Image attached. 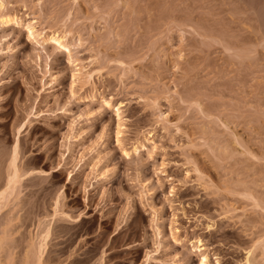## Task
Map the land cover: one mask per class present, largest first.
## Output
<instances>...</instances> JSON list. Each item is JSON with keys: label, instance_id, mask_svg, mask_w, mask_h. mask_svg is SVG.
Here are the masks:
<instances>
[{"label": "rangeland", "instance_id": "obj_1", "mask_svg": "<svg viewBox=\"0 0 264 264\" xmlns=\"http://www.w3.org/2000/svg\"><path fill=\"white\" fill-rule=\"evenodd\" d=\"M5 1L17 22L0 26V193L14 150L21 178L0 209V264H264L261 48L255 63L224 39L170 38L149 0Z\"/></svg>", "mask_w": 264, "mask_h": 264}, {"label": "bare ground", "instance_id": "obj_2", "mask_svg": "<svg viewBox=\"0 0 264 264\" xmlns=\"http://www.w3.org/2000/svg\"><path fill=\"white\" fill-rule=\"evenodd\" d=\"M128 1V0H127ZM136 1H139L140 3L141 2H144L145 3V0L144 1H140V0H136ZM136 1L134 0V2H132V3H134V5L136 4H139V3H136ZM105 2V1H104ZM119 2V1H118ZM124 2V1H123ZM126 2V1H125ZM147 2V1H146ZM111 3H113V2H111ZM128 3H129V1H128ZM148 4H147V7L146 8H149L150 9V13H148V9H146V8H144V10L143 11H145V9H146V13H148V15L149 14H151L152 15V12L151 11H161L162 13H160V14H162L163 15V13H164V17L162 16V15H160V17L162 16V18L160 19H158V20H160V21H164V23H165V20L167 21L165 24L167 25V26H165V27H163V28H165L164 30H163V32H165L166 33V36H167V33H168V35L173 31V30H175L176 28L180 31V33H181V35H182V37H183V39L184 40H186V39H191V42L194 40V39H196L195 40V42L197 41V39L198 40H201V41H199L201 44H203V45H208V47L207 46H204L205 48L207 47V48H209V49H211L210 48V46H209V44H210V42H211V45L213 46L214 44H217L216 46L217 47H219V45L221 44L220 42H219V45H218V41H217V43L215 42V40H217V39H224L223 40V42L225 43H223L224 45V49H226L227 48V46H228V48L227 49H229V51H230V48H231V50H235V49H237V48H240L239 50H241L242 48H243V50H246V51H255V50H257V48H261V50L260 49H258V54H259V50L262 52H260L262 55H263V59L262 60H264V0H149L148 2H147ZM118 4V3H117ZM119 4H120V2H119ZM123 4V3H122ZM110 5V4H109ZM114 5V4H113ZM112 5V6H113ZM136 5H135V7H136ZM145 5H146V3H145ZM145 5H144V7H145ZM132 6H133V4H132ZM131 6V7H132ZM117 7V6H116ZM120 7V6H119ZM137 8H139V6L137 7ZM137 8H135V11H136V9ZM110 9V8H109ZM117 9V8H116ZM132 9H134L133 7L130 9V10H132ZM140 9H142V7L141 8H139V11H140ZM199 9H201V10H199ZM202 9L204 10V9H208V10H213L214 12H213V14L211 15V16H209V15H207L208 13L206 12V10H204V12L206 13V14H204L203 12H202V14H204L203 16L202 15H197V16H194V14H196L195 12H198V11H202ZM9 10H10V8L8 9V3L5 1V0H0V26H5V25H10V23H14V21H15V18L13 17H11L10 16V12H9ZM142 11V12H143ZM219 11V12H218ZM114 12V11H113ZM116 12V11H115ZM132 13L134 12V10H132L131 11ZM137 12V11H136ZM209 12V11H208ZM217 12V13H216ZM233 13L234 15L233 16H231L230 18L228 17V19L226 18V20H224L225 19V14L226 13ZM129 13H130V11H129ZM131 13V14H132ZM138 13V12H137ZM180 13V14H179ZM201 13V12H200ZM200 13H198V14H200ZM214 13H216V14H214ZM224 13V15H222ZM130 14V15H131ZM139 14V13H138ZM143 14V13H142ZM182 14V15H181ZM133 15V14H132ZM135 15V14H134ZM137 15V14H136ZM144 15V14H143ZM154 15H155V12H154ZM221 15V16H220ZM138 16H141V14L140 15H138ZM137 16V17H138ZM153 16V15H152ZM152 16H150V18L149 19H146V20H148L146 23H148L149 21L150 22H152L153 20H152ZM159 16V15H158ZM157 15H156V17H158ZM204 16H209V17H204ZM219 16V17H218ZM225 16V17H224ZM124 17V16H123ZM211 17V18H210ZM216 17V18H215ZM220 17H222L223 19H220ZM129 18V17H128ZM144 18V17H143ZM154 18V17H153ZM125 19H127V18H125ZM135 19H138V21H140V18L138 17V18H134V21H135ZM164 19V20H163ZM143 20V19H142ZM141 20V21H142ZM156 20V19H155ZM144 21V20H143ZM157 21V20H156ZM156 21H153V22H156ZM15 22H17V21H15ZM132 22V21H131ZM149 22V24H151ZM136 23H137V21H136ZM140 23V22H139ZM138 23V24H139ZM145 23V22H144ZM145 23V24H146ZM159 22H157V24H156V26H155V28L157 29V25H159L160 26V23H161V27H162V23L163 22H160L159 24H158ZM163 23V24H164ZM253 23V24H252ZM255 23V24H254ZM153 24V23H152ZM233 25L232 26V28L235 26V24H238L239 25V34L237 35V31H236V28H234L235 29V31L236 32H234V30L232 29V28H230L231 26H229L228 27V25ZM135 25V24H134ZM142 25V24H141ZM148 25V24H147ZM127 26V25H126ZM159 26H158V28H159ZM164 26V25H163ZM226 26L228 27L227 29H226ZM241 26V27H240ZM160 27V28H161ZM184 27V28H183ZM185 27H187V28H189L188 30L185 28ZM122 28H123V26H122ZM147 28V27H146ZM155 29V33H156V31L158 30H156ZM177 29L175 30L176 32H177ZM231 29V31H232V33L234 34V35H230V34H226V33H229L230 31L229 30ZM149 30V29H148ZM161 30V29H160ZM160 30H158V31H160ZM129 31V30H128ZM153 31V30H152ZM174 31V32H175ZM179 31H178V33H179ZM111 32V31H110ZM126 32V31H125ZM163 32L161 33V31H160V34L161 35H163ZM70 33V32H69ZM150 33V32H149ZM152 33V32H151ZM164 33V34H165ZM231 33V34H232ZM29 34H30V37L31 38H33L37 43H45V42H51V43H55V45H57V46H59V48H67L68 46H67V39L70 37V36H68V34H66V33H64V34H61L60 35V33H59V35L57 36H51L50 38L48 37V38H46L43 34H42V32H35L34 31V29L32 28V27H30L29 28ZM66 34V35H65ZM172 34V33H171ZM69 35H71V34H69ZM157 35H159V33H157ZM187 35H189V36H187ZM110 36V35H109ZM146 36V35H145ZM148 36V35H147ZM155 36V35H154ZM160 36V35H159ZM166 36H164V37H166ZM170 36V35H169ZM169 36L167 37V38H169ZM150 37H151V35H150ZM162 37V36H161ZM166 38V39H167ZM170 38H171V36H170ZM161 39V38H160ZM163 39V38H162ZM193 39V40H192ZM226 39H230V42H229V40L226 42ZM233 39H235V41H236V39L238 40L235 44H233V43H231L232 42V40ZM214 40V41H213ZM209 41V42H208ZM213 41V42H212ZM234 41V42H235ZM183 42V41H182ZM187 42V41H186ZM189 42H190V40L188 41V44H189ZM194 41H193V43H195ZM198 42V43H199ZM222 42V41H221ZM198 43H196V44H194V45H191V43L189 44L190 46H191V48L188 50L189 52H190V50L191 49H195L194 51H192L191 53L192 54H195V52L196 51H198L199 50V48H198V46L200 45V44H198ZM198 44V45H197ZM186 45V44H185ZM203 45H201L202 46V48L200 47V49L201 50H199V54H203L204 56L207 54V53H209V51L205 54V53H201L200 51H204V50H202V49H204V47H203ZM193 46V47H192ZM223 46H222V49H223ZM185 47V46H184ZM214 47V46H213ZM216 47V49H219V48H217ZM253 47L255 48V50L253 49ZM206 48V49H207ZM247 48H251L250 50L248 49L247 50ZM184 49V48H183ZM187 49H188V46H187ZM205 49V50H206ZM212 49H215V48H212ZM211 49V50H212ZM263 49V50H262ZM185 50V49H184ZM213 51V50H212ZM211 51V52H212ZM215 51V50H214ZM221 51H225V50H221ZM232 51V52H233ZM246 51H244L245 53H246ZM252 51V52H253ZM187 52V51H186ZM206 52V51H205ZM216 52V51H215ZM238 52V51H237ZM237 52H233V53H236V54H239V52L237 53ZM241 52H243L242 50H241ZM240 52V53H241ZM256 51L255 52H253V54H255L256 55V53H257ZM138 53V52H137ZM190 53V54H191ZM226 53H228V52H226ZM191 54V55H192ZM199 54H197L196 53V55H197V57H198V55ZM213 54V53H212ZM231 55H232V53H230ZM243 54V53H242ZM195 55V56H196ZM209 55H211L210 53H209ZM230 55V57H228L230 60H231V62L234 60L233 58V60L231 59V57H235L234 55H232L231 56ZM252 55V54H251ZM193 56V55H192ZM200 56H202V55H200ZM241 56V55H240ZM245 56H247L246 54H244V56L243 57H245ZM259 56H260V58L259 59H261L262 57H261V55L259 54ZM191 57V56H190ZM214 57V56H213ZM188 58H189V56H188ZM193 58H194V56H193ZM199 58L201 59V57H198V60H199ZM211 57H209V59H208V55H207V58L205 57V59H208V61H210L211 59H210ZM237 58V66L240 64L239 62L241 61V60H239V59H242V56L241 57H239L238 58V56L236 57ZM236 58H235V61H236ZM247 57H245V59H246ZM256 60H255V63H256V61H257V55H256ZM141 59V58H140ZM139 59V60H140ZM192 59V58H191ZM190 58H189V60H191ZM196 59V57L194 58V60ZM203 59H204V57H203ZM137 60V59H136ZM188 60V59H187ZM194 60H192L193 62H194ZM202 60V59H201ZM200 60V61H201ZM220 60H223V59H220ZM225 60V59H224ZM249 61H251L252 59H248ZM248 60H247V62H246V64H249V66H250V63L248 62ZM138 61V60H137ZM200 61H198V63L200 62ZM205 61V60H204ZM214 61H216V60H214ZM226 61V60H225ZM224 61V62H225ZM243 62L245 61L244 59L242 60ZM253 61V60H252ZM251 61V66L252 67H254L253 66V62ZM189 61H187V63H183L184 64V66L186 65L187 66V68L188 67H190L191 69L192 68H194V64H192L193 66H189V64L191 65V61L188 63ZM211 62H213L212 60H211ZM217 62V61H216ZM216 62L215 63H213V64H216ZM223 62V63H224ZM228 62H229V60H228ZM227 62V63H228ZM259 62V61H258ZM262 62V61H261ZM260 62V63H261ZM123 63V62H122ZM195 63V62H194ZM197 63V60H196V64H198ZM201 63H202V61H201ZM205 63V65H206V62H204ZM210 63V62H209ZM209 63H207V64H209ZM230 63V62H229ZM234 63V62H233ZM174 64V63H173ZM195 64V66L197 67L198 65H196ZM203 64V63H202ZM221 64V63H220ZM235 64V65H236ZM245 64V62L244 63H242L241 64V67H242V65H244ZM245 64V66L247 67L248 65H246ZM259 64V63H258ZM204 65V64H203ZM222 65V64H221ZM260 65H262V64H260ZM202 66V65H201ZM210 66V65H209ZM215 66V65H214ZM259 66V65H258ZM258 66H256L257 68H258ZM264 65H262L261 67H263ZM199 67V66H198ZM206 67H208V65L207 66H204V69L206 70ZM211 67H213V65L211 64ZM235 67V66H234ZM240 67V68H241ZM256 67H254V69H256ZM260 67V68H261ZM185 67H183V69H184ZM187 68L185 69L186 71H187ZM189 68V69H190ZM214 68V67H213ZM220 68H221V66H220ZM226 68H227V66H226ZM230 68V67H229ZM238 68H239V66H238ZM239 68V69H240ZM250 68V67H249ZM180 69V68H179ZM199 70H200V68H198ZM207 69H209V68H207ZM212 69V68H211ZM210 69V70H211ZM215 69H216V67H215ZM223 69V68H222ZM225 69V68H224ZM233 69V68H232ZM232 69H230L231 70V72H232ZM246 69V68H245ZM254 69H252L253 70V72L255 71ZM181 70H182V68H181ZM217 70V69H216ZM220 70V69H219ZM241 70H243V68L241 69ZM246 70H248V69H246ZM251 70V69H250ZM259 70V68L256 70V71H258ZM78 71H79V73H78V75L80 76H78L80 79H85V80H91L93 77V75H91L89 72L87 73V72H85V69L84 68H82L81 66L79 67V69H78ZM185 71V72H186ZM213 71H215V70H213ZM222 71V70H221ZM233 71H236V69L235 70H233ZM261 71V70H260ZM264 71V70H263ZM191 72V70H189V73ZM209 72V71H208ZM207 72V73H208ZM219 72V71H218ZM217 72V73H218ZM227 72H228V70H227ZM243 72V71H242ZM250 71L248 70V73H249ZM259 72V71H258ZM262 72V71H261ZM184 73V72H183ZM188 73V74H189ZM206 73V74H207ZM211 73H212V71H211ZM223 73H224V71H223ZM236 73V72H235ZM239 73V72H238ZM255 73H257V72H255ZM194 74V73H193ZM192 74V75H193ZM219 74V73H218ZM228 74H229V72H228ZM232 74H233V72H232ZM232 74H229V75H232ZM242 74V73H241ZM243 74H244V72H243ZM254 74V73H253ZM258 74V73H257ZM184 75H185V73H184ZM190 75V74H189ZM217 75V74H216ZM223 75V74H222ZM249 75H251V74H249ZM259 75V74H258ZM262 75V74H261ZM207 76V75H206ZM226 76V75H225ZM246 76V75H245ZM255 76H257V75H255ZM92 77V78H91ZM182 77V76H181ZM190 77V76H189ZM192 77V76H191ZM190 77V78H191ZM222 77V76H221ZM221 77H219L218 76V80H219V78H221ZM241 77V76H240ZM244 77V76H243ZM264 77V76H263ZM182 78H184V77H182ZM189 78V79H190ZM194 78V77H193ZM196 78V77H195ZM217 78V77H216ZM216 78H215V80H216ZM230 78V77H229ZM253 78V77H252ZM255 78V77H254ZM253 78V79H254ZM185 79H187L186 77H185ZM223 79V78H222ZM225 79V78H224ZM228 79V78H227ZM237 79V78H236ZM247 79V78H246ZM176 80V79H175ZM213 80V79H212ZM238 80V79H237ZM240 80V79H239ZM245 79L243 78V81H244ZM88 81V82H89ZM181 81H182V79H181ZM241 81V80H240ZM252 81V80H251ZM254 81V80H253ZM257 81V80H256ZM175 82V81H174ZM216 82V81H215ZM239 82V81H238ZM262 82V81H261ZM190 83V82H189ZM239 83H241V82H239ZM244 82H242V84H243ZM250 83V82H249ZM252 83V82H251ZM259 83V82H258ZM263 83H264V81H263ZM179 84V83H178ZM188 84V83H187ZM207 84V83H206ZM218 84V83H217ZM220 84V83H219ZM223 84V83H222ZM221 84V85H222ZM227 84V83H226ZM233 84V83H232ZM236 84V83H235ZM255 84V83H254ZM257 84V83H256ZM214 85V84H213ZM221 85H219V86H221ZM224 85V84H223ZM229 85H231V84H228L227 86L229 87ZM238 85V84H237ZM241 85V84H240ZM257 85H259V84H257ZM186 86V85H185ZM227 86H224V87H227ZM239 86V85H238ZM242 86V85H241ZM248 86H249V84H248ZM253 86V85H252ZM255 86V85H254ZM243 87V86H242ZM264 87V86H263ZM262 86L260 87V85H259V87L258 88H263ZM244 88H246V86L244 87ZM258 88L256 89V90H258ZM233 88L231 87V90H232ZM240 89V88H239ZM238 89V90H239ZM251 89H252V87H251ZM260 89H259V91H260ZM194 90V89H193ZM231 90H229V91H231ZM237 90V89H236ZM235 90V91H236ZM243 90V89H242ZM246 90V89H245ZM253 91L251 94H255V95H258V94H260L259 93V91L257 92V91ZM261 90H263V89H261ZM215 91V90H214ZM252 91V90H251ZM217 92V91H216ZM220 92V91H219ZM243 92V91H242ZM256 92V93H255ZM261 92V91H260ZM230 93V92H229ZM237 93V92H236ZM247 93V92H246ZM258 93V94H257ZM264 93V92H263ZM238 94V93H237ZM227 95V94H226ZM229 95V94H228ZM232 95H233V90H232ZM240 95V94H239ZM238 95V96H239ZM247 95V94H246ZM262 95V94H261ZM260 95V96H261ZM180 96V95H179ZM194 96V95H193ZM223 96V95H222ZM234 96V95H233ZM237 96V97H238ZM245 96V95H244ZM248 97V96H247ZM252 97H256V96H251L249 99H251ZM258 97V96H257ZM261 97H263V96H261ZM199 98V97H198ZM230 98H232V97H230ZM240 98H242V97H240ZM245 98V97H244ZM226 99V98H225ZM238 99V98H237ZM253 99V98H252ZM251 99V100H252ZM260 99V98H259ZM258 99V100H259ZM194 100V99H193ZM244 100V99H243ZM251 100H248V101H251ZM261 101H262V103H264V101L262 100V99H260ZM259 100V101H260ZM183 101V100H182ZM239 101V100H238ZM247 101V102H248ZM253 101H257L256 99L255 100H253ZM196 103V102H195ZM199 103V102H198ZM237 103V102H236ZM239 103V102H238ZM242 103V102H241ZM257 103V102H256ZM261 102L259 103V104H262ZM251 104V103H250ZM252 104H253V102H252ZM258 104V103H257ZM258 104V105H259ZM246 105V104H245ZM264 105V104H263ZM193 106V105H192ZM188 107V106H187ZM245 107V106H244ZM264 107V106H263ZM242 108V107H241ZM246 108V107H245ZM244 108V109H245ZM188 109V108H187ZM197 109V108H196ZM236 109V108H235ZM251 110V109H250ZM231 111V110H230ZM256 111H257V109H256ZM201 112H203V110L201 111ZM262 112V111H261ZM264 112V111H263ZM205 113V112H204ZM211 113V112H210ZM233 113V112H232ZM243 113V112H242ZM241 113V114H242ZM251 114H253L252 112H251ZM258 114V113H257ZM209 115H212V114H209ZM206 117V116H205ZM213 118V117H212ZM244 118V117H243ZM204 119V118H203ZM250 119V118H249ZM255 119V118H254ZM264 119V118H263ZM245 120V119H244ZM252 120V119H251ZM255 120H257V118L255 119ZM223 122V121H222ZM209 124V123H208ZM252 124V123H251ZM228 125V124H227ZM254 125V124H253ZM257 125V124H256ZM263 126V125H262ZM208 127V126H207ZM259 127V126H258ZM264 127V126H263ZM262 127V128H263ZM247 128V127H246ZM208 129V128H207ZM213 129V128H212ZM241 129V128H240ZM206 130V129H205ZM257 130V129H256ZM260 130V129H259ZM231 131V130H230ZM250 131V130H249ZM262 131V130H261ZM263 131H264V129H263ZM216 132V131H215ZM227 132V131H226ZM254 132V131H253ZM213 133V132H212ZM260 132H258L257 134H259ZM262 133H264V132H262ZM256 134V133H255ZM261 134V133H260ZM206 135V134H205ZM213 137V136H212ZM263 137V136H262ZM205 138V137H204ZM218 138V137H217ZM261 138V137H260ZM264 138V137H263ZM262 139V138H261ZM237 140V139H236ZM235 141V140H234ZM238 142V141H237ZM251 142V141H250ZM209 143V142H208ZM244 143V142H243ZM252 143V142H251ZM242 144V143H241ZM237 145V144H236ZM246 145H248V144H246ZM239 146V145H238ZM224 147V146H223ZM242 147V146H241ZM247 147V146H246ZM259 148V147H258ZM255 149V148H254ZM257 149V148H256ZM227 150V149H226ZM242 150V149H241ZM252 150V149H251ZM250 150V151H251ZM232 151H233V149H232ZM258 151V150H257ZM15 152V153H14ZM13 153L14 154H12V159H11V161H10V164L8 165V175H7V178H6V182H5V187H4V190L2 189V192L0 193V209L1 208H3V206L2 205H4V203H6V202H8L9 200H10V198H11V196L13 195V193H15V191L14 190H16L15 188H17L16 187V185L18 186V184H19V182H20V178H21V176H20V171H19V169L17 168V163H16V160H17V158H16V151L14 150L13 151ZM224 153V152H223ZM256 154V153H255ZM227 155V154H226ZM230 155V154H229ZM250 155V154H249ZM259 155V154H258ZM262 156H263V154H262ZM17 157H18V154H17ZM235 157V156H234ZM242 157V156H241ZM255 156L253 155V158H254ZM262 158V157H261ZM225 159V158H224ZM248 159H249V157H248ZM247 159V160H248ZM240 161V160H239ZM258 161V160H257ZM220 162V161H219ZM236 162V161H235ZM250 162V161H249ZM229 164V163H228ZM256 165H257V163H256ZM258 165H259V163H258ZM248 166V165H247ZM255 166V165H254ZM263 166V165H262ZM239 167V166H238ZM257 167V166H256ZM234 168V167H233ZM252 168V167H251ZM256 171V170H255ZM264 171V170H263ZM245 172H246V170H245ZM257 172H258V170H257ZM261 172V171H260ZM262 173V172H261ZM264 173V172H263ZM262 173V174H263ZM262 174H260V175H262ZM257 175V174H256ZM259 175V176H260ZM248 176V175H247ZM254 176V175H253ZM260 178H262V177H260ZM259 178V179H260ZM252 179V178H251ZM261 180V179H260ZM263 180V179H262ZM243 181V180H242ZM238 182V181H237ZM256 182V181H255ZM258 183V182H257ZM245 184V183H244ZM250 184H251V181H250ZM254 184V183H253ZM264 184V183H263ZM243 185V184H242ZM259 185V184H258ZM253 187V186H252ZM251 187V188H252ZM259 188V187H258ZM254 189V188H253ZM247 190V189H246ZM250 190V189H249ZM252 190V189H251ZM256 190H257V188H256ZM235 191V190H234ZM239 191V190H238ZM242 192V191H241ZM254 192V191H253ZM259 192V191H258ZM261 192V191H260ZM235 193V192H234ZM233 193V194H234ZM251 194H250V196H252V191L250 192ZM255 193V192H254ZM256 194H258V193H256ZM245 195V194H244ZM246 195H248L247 193H246ZM241 196V195H240ZM263 196V195H262ZM247 197V196H246ZM253 197V196H252ZM256 197V196H255ZM255 197H253V198H255ZM259 197V196H258ZM251 198V197H250ZM244 199H246L245 197H244ZM247 200V199H246ZM253 201V200H252ZM256 201V200H255ZM258 202V201H257ZM9 203V202H8ZM261 203H263V204H260V202L259 203H257L256 205L257 206H260L262 209H264V206H262V205H264V200L263 201H261ZM7 204V203H6ZM252 204H253V202H252ZM9 205V204H8ZM255 209V208H254ZM261 210V209H260ZM258 211V210H257ZM264 211V210H263ZM260 217V216H259ZM263 221V220H262ZM5 230V229H4ZM47 238V237H46ZM45 237H44V240L46 239ZM5 239V238H4ZM38 253V252H37ZM41 255H40V257H38V260L39 259H41V256L43 255L42 253H40ZM36 256V255H35ZM34 258H36V257H34ZM202 264H206V259H204L203 260V262H202Z\"/></svg>", "mask_w": 264, "mask_h": 264}]
</instances>
